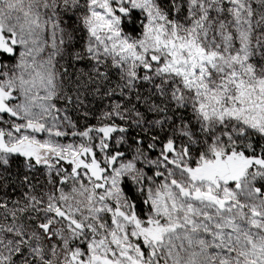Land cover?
<instances>
[{
  "label": "snow or ice",
  "instance_id": "snow-or-ice-1",
  "mask_svg": "<svg viewBox=\"0 0 264 264\" xmlns=\"http://www.w3.org/2000/svg\"><path fill=\"white\" fill-rule=\"evenodd\" d=\"M0 264H264V0H0Z\"/></svg>",
  "mask_w": 264,
  "mask_h": 264
}]
</instances>
